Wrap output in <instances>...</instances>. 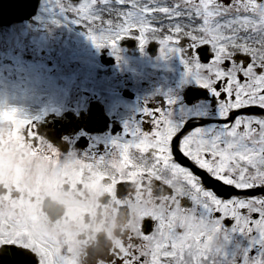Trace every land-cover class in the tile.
<instances>
[{
  "label": "snow or ice",
  "instance_id": "6c2138e0",
  "mask_svg": "<svg viewBox=\"0 0 264 264\" xmlns=\"http://www.w3.org/2000/svg\"><path fill=\"white\" fill-rule=\"evenodd\" d=\"M45 10L55 23L84 26L97 46L110 44L117 52L123 38L138 32L143 46L150 33L162 53H179L187 74L209 93L206 102L191 108L179 105L175 93L162 106L145 103L105 152L84 151L81 158L69 151L64 160L59 148L38 135L33 121L39 117L18 115L17 109L5 113L14 122L8 136L22 145L37 140L32 150L47 152L58 165V183L66 177L76 184L81 169L94 174L111 163L128 177L119 180L117 195H132L128 182L137 178L154 185V203L106 247L107 259L97 264H264V0H45ZM180 41L189 50L209 46L210 62L201 63L195 53L185 57L183 48H168ZM24 125L30 126L28 138ZM133 149L151 158L152 166L134 168ZM161 169L169 178H161ZM200 170L225 190L209 186ZM177 179L187 187L177 186ZM11 203L27 204L28 215L0 209L4 264L28 253L35 254L34 264H86L89 254H73L57 237L37 229L38 200L21 195ZM146 218L153 221L149 232L142 226Z\"/></svg>",
  "mask_w": 264,
  "mask_h": 264
},
{
  "label": "flooded vegetation",
  "instance_id": "af4514ba",
  "mask_svg": "<svg viewBox=\"0 0 264 264\" xmlns=\"http://www.w3.org/2000/svg\"><path fill=\"white\" fill-rule=\"evenodd\" d=\"M83 0H80L82 2ZM50 2L55 3V0H50ZM73 3L77 2V0H72ZM107 19V18H105ZM29 22L34 25L39 26H53V22L51 19V14L46 12L45 10V0H40V5L37 11V18H32L31 20L24 21ZM77 27H81L80 25H76ZM165 35L169 34L168 32L164 33ZM139 33L134 32L132 36H128L123 38L119 42V51L117 52L112 48L111 45H103L100 48L101 57L104 58L106 61H110V64H106L105 66L107 68H113L112 70H109V74H114L115 77L118 76V82L114 83L112 87L116 89V92L118 91L119 94L125 93L129 95V99L131 101V107L129 114H133L130 118H133L139 114V110L142 108V106H145L144 104L147 103V106L149 107H156V106H162L164 104L165 98H167L169 93H175L179 96V105H183L186 107H194L198 106L204 102L207 101L209 93L208 89L201 86L198 81L190 74H187V66L185 65L183 59L179 55V53H173V52H161V44L159 43V39H153L151 34H148V42L145 45H141L138 38ZM102 42L103 41H99ZM184 45V55L185 57H189L193 55V53L198 54L200 57L201 63H208L210 62L211 58V51L209 49V46L202 45L195 49L189 50L187 47V44L184 43V41H180ZM175 43V42H173ZM176 44V45H175ZM168 45V48L171 49L172 47L181 48L180 45L177 43ZM131 66L134 67L136 70L143 69L145 73L149 76V82H146L144 84V88H148L141 90V93H139L137 90H132L131 88L133 86H138V84L134 80L128 79L130 75L124 76V78H120L119 74V68L122 66ZM159 67L160 72H162L161 76L159 78L154 77L152 73L150 72L153 67ZM181 67V70H180ZM103 72V71H102ZM178 72H181L179 74ZM125 73H131L130 71L126 70ZM108 76V75H107ZM121 80V81H120ZM150 81H153V83H150ZM128 85L129 88L125 87V85ZM23 88L26 86L28 87V91H35L36 87H42V88H52L54 87L53 84L50 83H35V84H29V83H23L20 84ZM18 84L16 83H9L7 84L5 101L4 104L7 106L8 102L11 100L18 99L17 97L20 95L17 88ZM184 86L183 88H181ZM155 87V89H153ZM127 90L129 93H127ZM23 98V97H22ZM126 98V97H125ZM53 105H54V98H52ZM63 105L61 106L64 110L66 106H71V104H68V100L63 99ZM44 111L46 110L44 116L42 117L45 120L49 121V118L54 117L55 110L53 109L51 111V105H46L43 107ZM62 109V110H63ZM36 110V109H35ZM66 111V110H65ZM259 111L258 109L256 110ZM67 117H70L69 114L65 113ZM33 117V116H31ZM61 118L64 119V116ZM138 119V117H137ZM147 119V118H145ZM58 120V125H51L45 126L37 123L36 121H33L35 129L38 131V135H44L45 139L53 144L54 147L59 148L60 150V159L64 160L67 156V153L69 151H75L78 155L82 156L83 151L91 150L95 152H100L104 150L103 147L96 148L95 146H90V144L94 143V139L92 136H90V133H95L91 130L84 129L83 131L86 132L85 134H81L80 137L84 139V142L86 143V146L81 148L79 146H76L78 144V139L76 141L73 140V134L69 133L68 131H65V127L69 126V121H61ZM115 121L124 128V125L121 124V122L116 119L115 116H112L108 119V125ZM47 122V121H46ZM113 122V124H115ZM99 125H103V121L99 122ZM107 125V126H108ZM78 126V125H77ZM44 127V128H43ZM99 127V126H98ZM145 129H147L148 125L145 123L143 125ZM30 126L27 125L26 129L23 130L22 128V134L27 136V132L29 130ZM100 129V128H97ZM79 131L81 129L79 128ZM77 131V132H79ZM76 132V133H77ZM57 133L59 136L54 139L52 136ZM78 137V136H77ZM34 143H37V140L33 141ZM63 142L67 144V146H63ZM32 143L29 144V142L25 145L20 144L16 140L12 139L7 135L5 137L4 135H0V178H3L6 173H11L15 176V185L14 187L17 189L16 193H13L11 191H8V196L11 199L18 200L21 196V193H25L23 196L25 200H31L33 203H36L38 200V197L42 193H47L49 196L55 197L58 194L59 188L63 184L64 189L71 188L74 192L78 189H84V193L91 195V192H89V189H91L92 192H95L98 194V198H109L104 206H98L97 209L103 208V211L101 212L102 222L101 227H98L96 235L90 236L87 238L85 243L83 244L84 247V253L82 254V258L86 257L88 254V257H86V264H91L93 261H98L101 258H97L99 255H104V258H107V252L105 251L106 247L113 242V240L108 239V234L105 233V228L108 227V225L111 223V215L118 211L124 206V202L120 203V200L123 199H133L135 200L137 197L135 196V193L137 191H140L143 193L142 196L139 198H145L149 200L150 198H153V196L150 194V188L152 185H142V180L137 178L133 181L132 185L130 182H128L129 188L132 187L133 193L129 196H119L117 195L118 191L120 190V185H118V182L121 178L127 179L128 177L124 175L122 177L121 171L119 170L117 174H115V177L111 179V182L109 184H104V179L102 178L101 182L99 181V177L94 178L96 175L93 173H90L87 168H83L82 176L85 178L80 179L79 182L76 184H73L69 179L64 178V181H67V183H58L57 182V176L56 171L53 173L49 171L50 168H52L54 165H56L52 160H48L46 157L48 155L47 152H41V151H33L32 149L36 147V145ZM72 143H74V146H72ZM14 145L15 149L23 150L21 155L19 157H16L13 153V150L10 149L8 146ZM30 145V147H29ZM26 159L29 162H33L36 164V179L35 182L31 185H26L23 183V177L25 175V166H26ZM43 159V161H42ZM186 162L189 163L188 166H191V163L184 159ZM152 166V160L151 158L143 156V162L141 163V166L138 168H150ZM86 176L88 177L86 179ZM118 185V187H117ZM105 187L111 188L107 189L110 190L111 193L106 192L108 196L106 197L103 193V190ZM114 198V199H112ZM121 198V199H120ZM128 199V200H129ZM40 201L38 200V205ZM75 211V207L70 208L69 205V212ZM97 213V211H96ZM85 217L90 215L89 212L83 213ZM139 222L137 221V224ZM225 223L230 224V220H226ZM153 225V221H152ZM129 228H127L124 231H120L119 229L116 230V239L121 238L126 231ZM106 253V254H103ZM97 258V259H95ZM97 264V263H96Z\"/></svg>",
  "mask_w": 264,
  "mask_h": 264
},
{
  "label": "rangeland",
  "instance_id": "374dc122",
  "mask_svg": "<svg viewBox=\"0 0 264 264\" xmlns=\"http://www.w3.org/2000/svg\"><path fill=\"white\" fill-rule=\"evenodd\" d=\"M52 22L53 26L49 27L35 26L28 23L0 28V57L2 54H8L12 57L13 63L19 60L27 62V56L33 57V61L28 62L31 63V69L28 71L25 70V67H23L22 72L15 71L12 70V66H8V71H5L7 66L0 65V107L6 106V103L4 104L1 91L3 78L6 80V83H34L37 82V77H42L40 73L43 71L44 79H46V70L49 68L47 61L49 60L54 63L49 70L54 68V75L52 78L56 91L53 93L35 90L30 94L28 93L27 95L29 96L24 97L23 102L19 98L9 101L7 106L14 107L18 111L21 110L22 113L19 112L20 115L27 117L29 115L33 116L34 113L32 112L30 105H32L35 109V104L39 102L38 107L41 109L45 103L43 96L48 95L49 99L54 98L55 104H52V106L56 111L55 113L60 115L61 103H63L62 99L64 96H70L69 104L73 105V102H76L77 98L80 97L81 94L83 95L85 93L87 95L88 93H91L97 95V97L105 103L106 109L111 112L113 109V102L111 101V98L113 97V92L116 90L109 87H112L114 83L119 82L117 80L118 76L115 77L113 72L112 74H109V70L113 71V68H107L101 64V61L99 60L98 50H100L101 46H97V44L89 37L84 26L77 27V24L71 22L70 20L55 23L52 19ZM96 34L99 35V33ZM45 39L47 43H45ZM48 39L50 40L49 44ZM106 45L109 46L110 44ZM46 49L47 51L45 52ZM99 68H103L102 70L104 73L99 74ZM126 70L131 73H125ZM119 71L121 79L126 75H130L128 79L134 80L138 84V86H133L131 88L132 90H137L139 93H141V90L144 89H147L148 91V88H144V84L149 82V76L143 69L136 70L134 67L132 68L131 66L124 65L119 68ZM150 72L157 78H159L162 74L159 67L156 66L153 67ZM178 73L181 74V72ZM15 74L17 75L16 77ZM53 81L50 82L52 83ZM150 83H153V81H150ZM124 85L129 88L128 85ZM183 87L184 86L181 88ZM153 89H155V87H153ZM59 94H61L60 97H58ZM116 95L117 98H119V102L117 103V101H115V104H121L122 106V111L119 114L122 117L131 115L126 109H123V105L124 108H126L128 103L122 101L118 91L116 92ZM25 126L26 125L23 126V129ZM112 137V134L107 133L103 136V138H99L103 141V145L106 146L109 145V141ZM27 143L28 141L25 142V145ZM130 162L132 161L130 160ZM105 191L111 193L110 190ZM130 209L134 212L132 206ZM142 213L144 212H139L140 216ZM124 217H127L126 214L123 218L114 216V219L111 220V224H115L117 221L124 223V221H126Z\"/></svg>",
  "mask_w": 264,
  "mask_h": 264
},
{
  "label": "clouds",
  "instance_id": "9594fccd",
  "mask_svg": "<svg viewBox=\"0 0 264 264\" xmlns=\"http://www.w3.org/2000/svg\"><path fill=\"white\" fill-rule=\"evenodd\" d=\"M13 109L16 108L10 106L0 107V133L5 137H7L9 130L14 128V122L9 120L5 113L11 112ZM17 114L20 115L19 113ZM8 147L13 150L16 157H19L23 152V150L15 149L14 145H9ZM133 159L143 162V157L133 155ZM112 166L114 165L111 163L104 165L105 171L111 172ZM57 168L58 165H54L49 171L54 173ZM36 171V164L26 159L25 175L22 178L23 183L26 185L33 184L36 179ZM64 183H67V181H64ZM175 183L177 186L187 187L180 179H177ZM14 185L15 176L11 173H6L3 178H0V209L12 211L16 216H26L28 215V205L17 203L13 207L12 199L8 196V191L17 192ZM89 192H91V195L85 194L84 189H78L74 192L71 188L64 189L62 184L55 197L42 193L38 197L40 203L37 205L39 215L38 221L35 222L37 229L57 237L73 254H79L81 257L84 253L83 244L88 237L96 235L98 226L103 219L102 217L99 220L96 219L95 209L90 204L91 201L98 200V194L92 192L91 189H89ZM24 194L23 192L21 193V195ZM70 204L75 207V211L71 213L69 212ZM102 211L103 208H101ZM84 212H89L90 215L85 217ZM138 219L139 217L134 218L132 224L120 221L115 224L110 223L104 231L108 234V239L114 241L117 229L122 232L127 228L134 227Z\"/></svg>",
  "mask_w": 264,
  "mask_h": 264
},
{
  "label": "water",
  "instance_id": "95a60500",
  "mask_svg": "<svg viewBox=\"0 0 264 264\" xmlns=\"http://www.w3.org/2000/svg\"><path fill=\"white\" fill-rule=\"evenodd\" d=\"M36 6L37 0H0V24L30 18L35 13ZM213 187L221 189L219 186L213 185ZM12 264H16L13 258ZM17 264H27V262L18 259Z\"/></svg>",
  "mask_w": 264,
  "mask_h": 264
},
{
  "label": "bare ground",
  "instance_id": "6f19581e",
  "mask_svg": "<svg viewBox=\"0 0 264 264\" xmlns=\"http://www.w3.org/2000/svg\"><path fill=\"white\" fill-rule=\"evenodd\" d=\"M102 106L95 101L91 102L90 114L82 113L79 117H72L70 122V128L75 126H87L91 123L97 122L102 118ZM44 128V127H43ZM59 134L55 133L52 137L56 139Z\"/></svg>",
  "mask_w": 264,
  "mask_h": 264
}]
</instances>
